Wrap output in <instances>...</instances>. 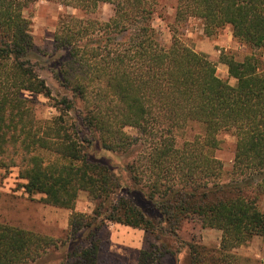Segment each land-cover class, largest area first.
<instances>
[{"label":"trees","instance_id":"trees-1","mask_svg":"<svg viewBox=\"0 0 264 264\" xmlns=\"http://www.w3.org/2000/svg\"><path fill=\"white\" fill-rule=\"evenodd\" d=\"M36 1L0 0V169H18L29 197L43 195L72 214L56 239L4 223L0 213V264H39L61 249L58 264H98L110 223L157 240L139 264L165 257L180 264L185 250L186 264H241L234 251L264 239V0H177L179 20L199 19L207 37L231 27L247 47L243 59L221 56L235 85L208 56L177 39L161 42L157 0H60L86 14L108 3L114 14L107 22L69 17L60 24L55 41L70 62L55 73L57 94L34 61L24 11ZM35 96L50 100L56 115L43 118ZM191 125L201 133L179 143ZM129 128L144 140L132 161L118 168L94 153L128 156L137 142ZM224 132L236 140L227 179L215 155ZM83 191L94 202L90 214L75 211ZM195 220L222 232L219 249L181 238Z\"/></svg>","mask_w":264,"mask_h":264},{"label":"rangeland","instance_id":"rangeland-1","mask_svg":"<svg viewBox=\"0 0 264 264\" xmlns=\"http://www.w3.org/2000/svg\"><path fill=\"white\" fill-rule=\"evenodd\" d=\"M157 1L153 26L161 42L164 45H170L173 40L177 39L196 52L208 56L216 64L218 76L231 85H235L236 81L229 77L228 67L221 61V56L231 52L237 54L239 59H243L250 52L247 47L234 39L231 27L225 28L215 37H207L199 19L189 18L182 21L177 18V0ZM113 14L114 6L108 3L101 4L96 13L86 14L84 11L64 6L60 0H37L24 11L25 17L31 22L34 61L38 65L39 74L47 81L55 94L61 90L55 73L58 74L63 68L66 69L70 62L68 50L60 48L55 41L60 24L69 23V17L85 21L107 22ZM34 100L43 118L50 119L56 115L50 100L44 96H35ZM127 132L137 141L128 156L116 159L114 155L99 151L98 148L94 153L96 152V155L99 153L104 161L112 160V163H116L114 166L122 168L143 152L141 145L143 146L144 140L138 131L129 128ZM199 133L201 129L191 125L179 135L178 142L182 144L191 141ZM218 139L220 145L215 155L221 161L225 174L224 179H227L234 162L236 140L229 132L221 133ZM24 184L25 180L19 176L18 169H0L2 222L56 239L63 237L68 229L72 212L45 204L43 195L29 197L23 188ZM137 203L149 216L155 215L149 202L138 197ZM93 210L94 202L89 194L84 191L80 192L75 211L90 214ZM180 236L187 243L195 241L214 250L220 248L222 232L214 228H204L198 220H195L185 224ZM100 241L98 264H139L142 251L146 249L152 251L159 246L157 240L152 235L146 234L144 230L115 223L108 224L102 230ZM65 251L61 249L51 254L50 257H46L43 263L39 264H58L57 258L62 257ZM234 252L240 258L241 264H264V239L254 237ZM186 254L185 250L180 257V264H186ZM163 264H175V262L170 257H165Z\"/></svg>","mask_w":264,"mask_h":264}]
</instances>
